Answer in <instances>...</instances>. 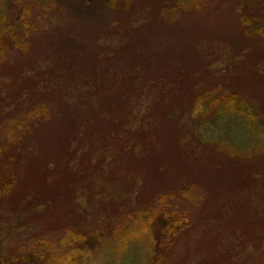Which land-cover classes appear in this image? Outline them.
I'll list each match as a JSON object with an SVG mask.
<instances>
[{
    "label": "rangeland",
    "instance_id": "1",
    "mask_svg": "<svg viewBox=\"0 0 264 264\" xmlns=\"http://www.w3.org/2000/svg\"><path fill=\"white\" fill-rule=\"evenodd\" d=\"M129 1L125 10L116 4L93 15L91 10L73 12L75 1L55 3L73 12L63 20L75 21L87 41L103 37L107 44L105 61L94 58L95 64L85 71H73L71 41L59 43L56 32L50 36L46 30L37 31L25 52L8 48L4 54L5 68L19 61L12 72L23 64L28 74L18 81L0 79V140L13 126L9 114L26 107L27 103L17 102L16 88L26 86L28 78L39 83L43 77L55 76L64 99L72 105L57 102L56 93L33 95L48 103L51 115L34 131L43 151L37 160L28 161L19 179L20 192L12 194L17 183L0 197L1 257L22 251L39 260V252L44 253L46 243L53 241L63 264H146L173 238L181 260L191 257L195 262L216 255L206 246L213 239L219 241L217 249L225 264L249 253L250 264L258 260L264 264V222L260 223L264 178L258 177L252 185L257 193L242 194L255 181L251 164L259 169L264 159L253 163L232 159L227 150L264 142V114L259 111V102L264 104V37L248 33L238 14L239 5L257 8L264 28L263 0H209L207 8L189 7L172 22L166 20L168 13L162 14L159 3L144 12L147 1L157 0ZM23 3L0 0L4 29L19 14L30 18ZM38 5L39 10L48 7ZM109 18H118L121 25L132 18L147 24L99 34ZM52 43L55 49H50ZM65 54L68 61L60 63ZM203 60L199 70H208V75L182 74ZM214 81L222 85L212 88ZM228 87L248 100L236 107L211 108L209 103ZM197 94L202 96L194 103ZM197 129L199 140L211 146L193 139ZM232 139L237 146L231 148L227 143ZM34 196L44 207L29 206ZM70 223L85 238L68 245L66 240H52L57 236L48 233L46 242L38 243L40 233ZM91 229L98 234L86 238ZM201 238L204 243L198 247L195 241ZM255 244L263 257L257 256Z\"/></svg>",
    "mask_w": 264,
    "mask_h": 264
},
{
    "label": "trees",
    "instance_id": "2",
    "mask_svg": "<svg viewBox=\"0 0 264 264\" xmlns=\"http://www.w3.org/2000/svg\"><path fill=\"white\" fill-rule=\"evenodd\" d=\"M45 1L47 0H24L23 10L27 13L30 12L29 13L30 18L27 19L25 15L19 14L18 16H16V18L13 17L14 20L12 21V23L8 24V27H6L8 29H4L5 26H3V24H0V79L3 80L4 82L9 81L10 77L11 79L15 78V80L17 81L20 78L23 80L25 76L28 74V72L25 69V66L22 67L23 64H20L19 67L14 69V71L12 72V69L17 67L19 61L17 62V64H15L14 67H11V69L5 68L8 64L6 65V61L4 60V54L6 53L8 48L15 49L16 51L19 52H25L28 41L32 38L33 34L35 35L37 33V31L43 32L46 30V33L48 32L50 36H53V34H55L56 32L55 34L56 38L58 39L60 38L61 40L59 43H65L66 41H71L69 45L73 47L72 53L76 57V58L74 57L73 59V61L76 63L69 62L71 68L73 69V71H76V69L77 71L79 70L85 71L86 69H89L90 65L95 64L94 58L101 61L105 57V54L108 53L106 52L107 44L103 42L104 41V39H102L103 37H99V38L95 37L93 41H87L84 37H82L81 29L79 28L78 30V27L74 23L75 21L71 23V21L67 20L69 21L68 22L69 24L65 25L67 24V21H64L63 18L71 17L74 11L83 10V9L85 11L86 10L93 11L92 15L97 14V12L104 13L105 11H107V8L110 9L116 8V4L117 7H121L122 9L125 10L128 8V6L131 3V1L129 0H70L71 2L75 1L74 3L71 4L72 6H74V10L73 12H70V9L68 10L64 6L63 7L61 6V8L55 6L56 2H58L57 4H59L60 2L62 5L64 0L61 1L51 0L49 4H47ZM208 2L209 0H157L155 2L147 1L146 3L147 6L145 5L144 12L148 10L149 6L159 3L161 6L160 11H162V14L164 12L168 13V15L165 16L166 20L168 22H172V20L175 19L177 13L185 9H188L189 7L195 9H201V10L205 9L207 8L206 4H208ZM262 2L264 3V0ZM41 3H45V5L48 6L47 9L43 8L44 10H39L38 4ZM32 6L33 8L29 10V7ZM76 6H79V8H77ZM238 14L240 18L239 19L240 25L244 29H248L249 31L248 33L251 34L256 33L259 36L264 37L263 36L264 28L263 26L260 25V19H259L260 16H262L260 10L258 11L257 8H255L254 10H248L245 7H241V5H239ZM108 22L109 25H107L99 34L109 33L110 30L113 28H116L119 31L120 29L121 31L122 30L128 31L129 29L136 27V24H139V26L141 25L145 26L147 24V22L141 23V21L134 20V18L128 20L126 23L122 25L120 24L118 18H112V19L109 18ZM128 24L130 25L127 28L123 29V26ZM60 26H63L64 29L60 30ZM119 45L120 43L118 44V46ZM128 45L129 44H125V46ZM118 46L116 48H119ZM51 48L55 49L56 45L52 43L50 45V49ZM66 60L68 61V58L67 55L65 54L63 58L62 57L60 58V63L62 61L66 62ZM103 60L105 61V58ZM201 66H204V60L201 61L199 64H196L193 70L190 69L185 70L184 72H182V74L190 75L192 73L196 75L197 72L201 71V73L208 75L209 73L208 70L206 69L205 71L204 70L202 71L201 69L199 70ZM49 74H54V73L52 70H49ZM32 78L33 77H31V79ZM27 80L30 81L29 78ZM27 80L25 81L24 84L28 83L26 84V86L29 87L16 85L17 92H19V95L16 96V98L17 97L19 98L17 102H19V104L22 105L27 103L26 107L24 110H22L17 114L13 112L9 114L10 116H8L9 117L8 120L9 119L14 120L13 126L8 129L7 133L3 135L2 136L3 138H1L0 140V197L3 195H7L9 191H13V190L14 192L12 194L15 193V195H18V193L20 192L19 190H21L19 179L24 176L25 174L24 169H26L28 161L30 162L32 159L37 160L40 157L39 156L40 152L43 151L42 149L43 144L39 142V140H36V134H34V131L41 122L47 120L50 117L51 112L48 103L45 100H37V99L35 100L33 99V95L36 93V94H40V96L48 95L50 97L56 93V95H58L57 96L58 98L55 97L57 102L59 103L63 102L67 106L71 104L70 102H68V100L64 99V95H62V90H60L61 84L55 83V76L53 79H49V80H44L43 77V80L41 82L39 81V83H37L34 80L27 82ZM217 85L218 86L222 85V82L217 81L215 83H212L210 86L212 88H218L215 87ZM166 88L170 89L171 83L166 84ZM212 88L208 90L211 91ZM201 96L197 94L194 103H197L196 100L198 98H201ZM2 99H3V94L1 95L0 92V100ZM246 100L248 99H246L244 95L242 96V94L238 90L228 87L219 96L215 97L211 101V103H209V105L211 108L216 110L224 107L226 108L236 107L246 102ZM259 103H260L259 111L260 113L264 114V106H263L264 104H262V102ZM18 114H23L21 115L22 120L19 117L15 119V115ZM198 135L199 132L197 129L195 134L193 135V139L197 140V142H199L200 144H203V142H205L204 145H210L206 141H203V139L199 140V138L197 137ZM77 137L74 136L73 138H75L76 140ZM73 141L74 140H72V142ZM227 144L231 146V148L234 147V145L237 146V143H235L233 139ZM217 145L223 147L224 144L217 143ZM69 146L71 147L70 142L67 145V149L69 148ZM227 150L229 151L228 153L230 154V156L228 157L232 159H236L235 157H240V159H242L243 161L252 162V163L264 159V142L260 140L254 142L252 146H248V148L246 147V149L243 148L241 150H235L233 148ZM114 157H118V156H114ZM48 164L53 165V163L51 162H49ZM48 164L47 166H51ZM251 165H252L251 168L253 169L252 172H254L256 175L253 176L254 174L253 175L251 174V178L255 181L252 184L250 183V185H248L249 187H245L244 191L242 192V194L244 195L246 192H250L251 194L257 193L258 191L255 189V187H252V185L256 183L258 177L264 178V165L261 167L262 169L261 168L255 169V165L253 164ZM136 169L137 168H135V170ZM137 173L140 174L139 170H136V174ZM17 183H19L18 187L16 186ZM14 187L17 188L13 189ZM261 195H263V193ZM28 196L29 195L25 196V198ZM32 196L33 195H31V198ZM33 199H34L33 202H29V206L32 209L40 208L42 206L44 207L45 203H40V202L37 203L40 200L35 202V196ZM29 200L31 199L29 198ZM259 213L260 212L257 213L258 218H259ZM263 218H264V214L262 215L260 214V219H261L260 223L262 221L264 222ZM254 220L257 223V219ZM176 223H178V221ZM72 225L73 224L70 223L69 225L63 227H57V229L61 231V233L59 234L56 233V231L59 232L57 229L54 230L52 229L50 231L48 230V232L42 234L40 233L39 236L36 237L39 240L38 243L39 242L45 243L46 241L44 240V238H46V234L48 233H52L57 236L55 239L52 240H56V239L63 241L66 240L65 244L68 245H71L76 241L85 238L84 232L81 233L78 231H74L73 228L70 227ZM177 227L179 230H181L183 224H179ZM97 234H98L97 229H91V232L88 233V236L86 238H89ZM172 239L173 238H170V241L162 248V250L157 251V253L153 255L152 257L153 259H151L146 264H180V263L181 264H221V262H224V260L221 258L222 253L217 249V245L219 243L218 240L217 242L216 240L213 241V239H211L209 240V242L213 246L209 244L206 245L210 247V250H216L217 251L216 255L218 256L215 255L210 260H206V258H204V259L196 260L195 262H192L190 257L189 260L185 262V260L182 261L180 255L176 253L175 250H176L177 242H175L174 240L172 241ZM203 240L204 239L201 238L198 241L197 240L195 241L198 243V247L200 246V244L204 243ZM46 244H49L48 245L49 247L46 250H44V253L41 254L39 252L38 255L39 260H36V258H34L31 255L29 256L28 254H26V252L20 251V252L4 255L2 257L0 255V264H19L18 262H20L21 264H29V263L30 264H63L64 263L63 260L61 259L59 260V258H57L58 255L56 256L57 253L55 252L58 247L55 245V243L51 241V243H46ZM254 246H255L254 251L260 253L257 254V256L261 255L263 251L256 244ZM63 255H65V252L63 253ZM249 256H251V253L247 255L237 256L235 257L236 259L235 258L229 259L231 261L228 262L230 264H236L235 262L236 261L239 262L240 260V262L243 261L244 264H250L248 258ZM18 258L19 261L17 262ZM254 264H262V261L258 260V262Z\"/></svg>",
    "mask_w": 264,
    "mask_h": 264
}]
</instances>
